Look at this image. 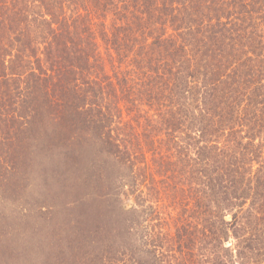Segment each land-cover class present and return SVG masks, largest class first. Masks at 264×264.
Returning a JSON list of instances; mask_svg holds the SVG:
<instances>
[{
    "label": "trees",
    "instance_id": "16d2710c",
    "mask_svg": "<svg viewBox=\"0 0 264 264\" xmlns=\"http://www.w3.org/2000/svg\"><path fill=\"white\" fill-rule=\"evenodd\" d=\"M34 160L58 264H264V0H0V171Z\"/></svg>",
    "mask_w": 264,
    "mask_h": 264
},
{
    "label": "rangeland",
    "instance_id": "374dc122",
    "mask_svg": "<svg viewBox=\"0 0 264 264\" xmlns=\"http://www.w3.org/2000/svg\"><path fill=\"white\" fill-rule=\"evenodd\" d=\"M45 168L39 160L22 172L1 168L0 264H58L60 257L72 254L74 237L66 226L70 196L51 182L53 177L45 178Z\"/></svg>",
    "mask_w": 264,
    "mask_h": 264
}]
</instances>
